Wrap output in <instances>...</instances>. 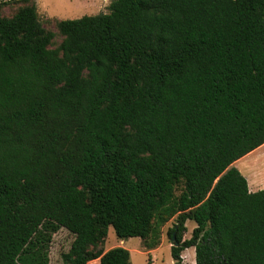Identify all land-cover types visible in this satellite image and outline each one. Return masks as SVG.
<instances>
[{"label": "trees", "instance_id": "trees-1", "mask_svg": "<svg viewBox=\"0 0 264 264\" xmlns=\"http://www.w3.org/2000/svg\"><path fill=\"white\" fill-rule=\"evenodd\" d=\"M23 2L0 16V264H49L60 229L63 264H133L109 228L151 250L175 217V264H264V189L232 167L264 145V0H112L57 48Z\"/></svg>", "mask_w": 264, "mask_h": 264}, {"label": "rangeland", "instance_id": "rangeland-1", "mask_svg": "<svg viewBox=\"0 0 264 264\" xmlns=\"http://www.w3.org/2000/svg\"><path fill=\"white\" fill-rule=\"evenodd\" d=\"M0 0V16L12 17L19 9L29 5L23 0ZM37 9L39 21L42 26L55 34L52 48H57L62 37L56 28L57 21L75 20L84 16H96L99 14L109 13V7L112 0H31ZM244 159V160H243ZM232 165L237 168L248 181L249 190L253 192V188H258L256 192L264 189V145L248 154ZM241 165V166H240ZM177 217L171 219L163 228L160 239L157 241L160 245L153 249H147L149 244L156 241L154 238L143 241L140 238H131L126 240L119 239L112 227L104 245L106 251L122 247L132 250L133 264H174L172 257V238L168 236V232L176 224ZM188 232L183 239H190L192 231L196 227L194 222H187ZM74 235L65 229H60L53 235L50 247V263L63 264L62 255L70 251Z\"/></svg>", "mask_w": 264, "mask_h": 264}, {"label": "crops", "instance_id": "crops-1", "mask_svg": "<svg viewBox=\"0 0 264 264\" xmlns=\"http://www.w3.org/2000/svg\"><path fill=\"white\" fill-rule=\"evenodd\" d=\"M257 190H258V188H253V192H256ZM162 244H163V240H162L161 245ZM159 247L157 248V250L159 249ZM127 250H129V249H127ZM129 252L131 254V260H132V250H129ZM181 258H182V264H196V251H195V248L191 247V248H188V249L184 250L181 253ZM88 264H100V259L93 260V261L89 262ZM174 264H175V262H174Z\"/></svg>", "mask_w": 264, "mask_h": 264}, {"label": "water", "instance_id": "water-1", "mask_svg": "<svg viewBox=\"0 0 264 264\" xmlns=\"http://www.w3.org/2000/svg\"><path fill=\"white\" fill-rule=\"evenodd\" d=\"M172 243H174L172 246L178 247L179 243L176 242V235L174 234L172 237Z\"/></svg>", "mask_w": 264, "mask_h": 264}, {"label": "bare ground", "instance_id": "bare-ground-1", "mask_svg": "<svg viewBox=\"0 0 264 264\" xmlns=\"http://www.w3.org/2000/svg\"><path fill=\"white\" fill-rule=\"evenodd\" d=\"M252 154V153H251ZM244 160V159H243ZM242 159H241V161H243ZM241 166V165H240Z\"/></svg>", "mask_w": 264, "mask_h": 264}]
</instances>
